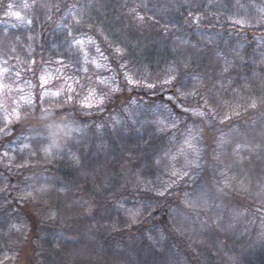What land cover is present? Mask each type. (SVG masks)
I'll return each mask as SVG.
<instances>
[{
  "label": "trees",
  "instance_id": "trees-1",
  "mask_svg": "<svg viewBox=\"0 0 264 264\" xmlns=\"http://www.w3.org/2000/svg\"><path fill=\"white\" fill-rule=\"evenodd\" d=\"M32 4L0 0L6 81L19 75L34 96L13 127L0 110V264H264L251 220L264 215V0ZM59 66L92 73L96 106L42 98L41 76ZM170 70L195 95L165 84ZM205 100L210 114L193 115ZM188 139L200 163L176 182ZM187 197L209 210L204 229L161 227Z\"/></svg>",
  "mask_w": 264,
  "mask_h": 264
},
{
  "label": "rangeland",
  "instance_id": "rangeland-1",
  "mask_svg": "<svg viewBox=\"0 0 264 264\" xmlns=\"http://www.w3.org/2000/svg\"><path fill=\"white\" fill-rule=\"evenodd\" d=\"M9 17H11L13 20H16L13 16ZM79 41H83V44L81 45L76 42V45L84 52H89L92 49L93 43L91 40L82 39ZM65 70L66 68H63V66H59L56 71L46 72L41 76L44 77L43 81L40 78V90H42V98H57L59 96H65V98L69 97L70 99H73L78 96L80 98L79 100L77 98V100L81 101L84 107L92 108L96 106L98 104L97 97L95 95L96 80L92 77V73L85 74V78L81 79L74 71L70 69L69 71L68 69L67 71ZM9 72V68H7L0 61V85L4 86L0 87V110L5 113L9 124L13 127L16 122L20 121L21 118L20 113L18 112L19 106L32 101L34 96L33 93L28 90L30 87H28L27 84L25 85V82L21 80L19 75H17V79H15V77L12 78V76L10 77V82L12 81L13 83L7 82L6 80L9 77ZM78 86H80V89ZM74 94H76V97H74ZM89 105L92 106L89 107ZM70 132L72 133V131ZM187 141L191 142L192 147H189L188 143L185 142L180 146L176 154L173 156V159H177L179 157L184 159V164L182 166H175V164L173 165L172 180L176 182H180L191 174V170L194 169V165L195 167L198 166V162L200 161L202 154L198 145L192 139H188ZM173 173H176V175ZM165 191H163V194ZM188 196L190 197V195ZM189 197L183 200L186 208V215H184V213L172 211L173 220L168 216L167 226L170 225L171 229L175 232L178 230L180 231L181 229L184 231L187 230V222L190 224L191 229H193V227H195L197 224H200V228L204 229L205 224L208 223L207 219H203L202 213L204 211L209 212V210H203V208H201L197 197L192 199ZM189 203H191L193 207H189ZM139 209L134 210L136 211L134 216H138ZM182 217H184L186 220L182 221ZM256 217L257 218L251 216V220L252 223L257 226V234L261 235L260 238H257L261 239L264 237V215ZM161 218L162 216L158 218V221H160ZM176 222L179 227L175 225ZM215 223L216 221H212L209 224L215 225ZM182 224H185L184 227ZM252 230L253 229L250 226L248 229L249 234H252ZM156 232L158 233L157 235L162 234L161 230H157ZM244 233H246V230ZM1 256L4 259L1 264H5L9 258L5 254H2Z\"/></svg>",
  "mask_w": 264,
  "mask_h": 264
},
{
  "label": "snow or ice",
  "instance_id": "snow-or-ice-1",
  "mask_svg": "<svg viewBox=\"0 0 264 264\" xmlns=\"http://www.w3.org/2000/svg\"><path fill=\"white\" fill-rule=\"evenodd\" d=\"M30 5L28 4H25L24 7H29ZM32 6H37V0H33V4ZM8 11H7V15L9 16H13L15 17L16 20L18 21H21L22 23H27V24H31L32 21L31 20H26L20 12H17V11H12V8H13V5L12 4H8L6 5ZM142 19V18H141ZM77 23H79V21H77ZM234 23L236 24H242L244 23V21L242 20H236L234 21ZM78 44H83V41H77ZM97 51H100L99 48H97ZM115 52L120 56V57H123L124 56V50L121 49V48H117L115 49ZM98 68L100 67L99 64L96 65ZM121 67H124L125 69H127V65H121ZM124 79L129 82V83H133V80L129 77V75L125 74L124 76ZM41 80L43 81L44 80V77H41ZM163 82L165 84H168L170 86H174L176 87V90L177 92L179 93V95L181 96H185V95H195L194 92H181L180 91V88H183V87H186V85L180 81V80H177V75L175 74V71L174 70H170L168 72V75L164 78ZM175 82V83H174ZM101 83H103V81H101ZM0 87H4L3 85H0ZM147 87L149 88H155L156 85L155 84H148ZM116 91H119V89H116ZM104 103V100L103 99H100L99 100V104L102 105ZM208 105H209V101L208 100H205L204 101V107L205 109L207 110H192L193 111V115H196V116H199V117H204V116H207L210 114V109H208ZM92 105H89V107H91ZM251 106L254 108L256 107V104L253 102L251 104ZM185 111H190V109L186 108L184 109ZM18 118V117H17ZM226 119H231V117H226ZM0 131H3L2 129H0ZM186 143H188V146L189 147H192V144L190 141H187L186 140ZM174 175H176V173H173ZM262 187H264V185H262ZM222 190V189H221ZM245 191H247V189H244ZM189 207H193V205L191 203L188 204Z\"/></svg>",
  "mask_w": 264,
  "mask_h": 264
},
{
  "label": "water",
  "instance_id": "water-1",
  "mask_svg": "<svg viewBox=\"0 0 264 264\" xmlns=\"http://www.w3.org/2000/svg\"><path fill=\"white\" fill-rule=\"evenodd\" d=\"M17 129H18V127L14 128V131H17ZM166 224H167V217L164 216V217H163V220H162V222H161V226H165Z\"/></svg>",
  "mask_w": 264,
  "mask_h": 264
}]
</instances>
